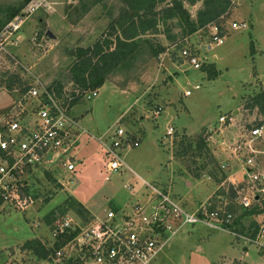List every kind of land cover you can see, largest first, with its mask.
<instances>
[{"label":"rangeland","instance_id":"1","mask_svg":"<svg viewBox=\"0 0 264 264\" xmlns=\"http://www.w3.org/2000/svg\"><path fill=\"white\" fill-rule=\"evenodd\" d=\"M167 2L158 4L156 10ZM183 4L195 21L201 1ZM127 10L121 0H0V27L24 12L18 31L0 46V124L22 98V89L36 81L45 86L59 83L66 94L81 90L70 74L77 53L104 38L110 40L108 47L114 48L115 36H121L119 17ZM161 15L157 33L142 35L129 59L112 69L101 87L91 90L95 95L89 100L82 95L74 106L73 113L86 131L70 151L75 170L62 173L51 166L28 176L26 183L36 201L25 215L7 203L0 204V264H68L54 256L38 259L24 243L30 239L51 242L45 217L52 211L54 220L77 218L75 209L59 213L68 197L90 208L92 212L80 215L88 219L123 204L130 198L124 185L139 190L141 179L166 187L190 210L211 202V207L232 213L229 232L203 223L179 228L153 264L264 261L257 244L231 233L249 236L262 220L258 213L249 212L264 206V201L250 208L240 204V194L249 193L250 185L243 162L232 152L235 142L261 122L258 109L249 104L264 89V0H231L221 19L226 35L218 44L213 43L210 25L189 33L176 18L164 22ZM233 20L246 21L248 27L232 29L229 24ZM145 39L159 43L164 51L154 55ZM184 46L196 52L201 63L209 64L206 68L213 69L215 75L194 69L181 58ZM186 90L190 95H185ZM222 114L231 121L219 122ZM167 125L174 128L171 136L165 135ZM116 127L138 136L140 144L122 151L128 168L113 172L106 180L110 174L105 173L103 143ZM201 139L205 148L199 146ZM252 145L264 152V130ZM256 160L264 169V155ZM212 221L221 225L220 220Z\"/></svg>","mask_w":264,"mask_h":264},{"label":"built area","instance_id":"2","mask_svg":"<svg viewBox=\"0 0 264 264\" xmlns=\"http://www.w3.org/2000/svg\"><path fill=\"white\" fill-rule=\"evenodd\" d=\"M23 20L24 12H21L0 27V46L3 40L18 31ZM210 26L213 29V43L218 44L226 35L224 26ZM229 26L232 29L247 28L248 23L233 20ZM179 56L192 68L201 69L203 62L189 47H182ZM73 91L76 95H85L88 100L92 98L91 95H95V91L91 90ZM184 93L190 95L191 91L186 90ZM70 100L68 94L59 96L53 88L36 81L28 86L0 124V198L2 203L11 205L16 211L24 212L36 201L26 183L28 176L35 170L49 169L51 166L52 169L60 168L62 173L75 170L74 155L70 151L76 147L80 134L86 131L73 113L74 106L70 105ZM231 119L226 114L218 117L221 123H229ZM262 132V125L252 126L232 148V152L243 162V171L249 180L250 192L240 194V204L244 208L264 201V169L256 160L262 151L252 145ZM173 134V126L167 125L165 135ZM137 137L122 127H116L109 141L103 143L107 157L105 173L110 174L106 175V180H110L113 172L128 168L122 151L139 146L140 138L138 140ZM124 187L130 192V198L123 204L104 209L102 214L94 213L88 219L80 216H60L55 219L49 225L51 242H43L52 250L51 256L65 260L68 264H153L165 242L179 228L203 223L228 230V223L232 222L231 212L211 207V202L190 210L172 197L173 194L166 187L143 179L139 190L134 189L132 184ZM263 208L261 204L260 209ZM258 214L262 220L255 234L237 236L245 242L257 244L259 252L264 254V243L261 241L264 239V211ZM212 220H220L221 225ZM56 243L59 245L56 246ZM260 264H264V261Z\"/></svg>","mask_w":264,"mask_h":264},{"label":"trees","instance_id":"3","mask_svg":"<svg viewBox=\"0 0 264 264\" xmlns=\"http://www.w3.org/2000/svg\"><path fill=\"white\" fill-rule=\"evenodd\" d=\"M121 1L128 7V10L119 17L118 23L123 22L119 24L121 36H115L114 48L110 49L108 47L110 43L108 38L96 40L92 46L79 50L77 53V60H75L70 66L72 81L81 89V91L86 89L95 90L101 87L106 80L107 74L119 64L129 59V57L138 49L142 35L147 34V32L157 33L160 13H162L161 17L164 22H166L167 19L176 18L188 28L189 33H192L197 29L205 28L210 24H215L218 28H223L221 19L227 15L231 6V0H168L167 5L163 6L160 10H156L158 4L166 2L167 0ZM199 1L202 3V8L198 10L196 20L193 21L191 20L190 14L185 8L183 2L193 5ZM131 11L133 12L132 14ZM15 13L10 15L9 20L16 15ZM169 38L173 39L174 37L169 36ZM145 42L148 44L154 55H158L165 49V47L161 46L159 43H153L149 39H145ZM208 65L202 64L201 70H207L210 76L215 75L213 69L206 68ZM49 87L53 88L57 95L60 96L63 94V87L61 84L56 83ZM24 90H26V87L22 89V91ZM68 96L71 97L69 102L70 105L75 106L79 103L82 94L76 95L72 90ZM249 107L257 108L262 115V121L264 122V89L252 98ZM199 143L200 147H206L203 139H201ZM48 177L53 180L50 176ZM1 203L2 199L0 198V204ZM62 205L63 206L59 208V213H64L68 209H75L78 216H84L89 212L73 197H68ZM261 211H264V208L253 210L249 213L255 214L260 213ZM55 215L56 214L52 211L45 217L47 225H51ZM256 229L257 226L251 231V236L255 234ZM58 245L59 243H56V246ZM24 248L31 251L38 259H47L52 253V250L48 249L39 239L27 240L24 243Z\"/></svg>","mask_w":264,"mask_h":264},{"label":"crops","instance_id":"4","mask_svg":"<svg viewBox=\"0 0 264 264\" xmlns=\"http://www.w3.org/2000/svg\"><path fill=\"white\" fill-rule=\"evenodd\" d=\"M259 112H257V114H258ZM258 116H259V120L262 122H260L261 124H259V125H262L263 126V130H264V122L262 121L263 120V118H262V116L260 115V113L258 114ZM263 133V132H262ZM262 135V134H261ZM76 147H77V145H76ZM75 147V148H76ZM262 151V150H261ZM262 155H264V152L262 151ZM81 204L88 210V211H90V212H92L91 210H90V208L89 207H87L85 204H83L82 202H81ZM31 208H29V212H31V210H30ZM26 213L24 212L23 213V215H25ZM25 217H28L27 215L25 216ZM23 218H24V216H23ZM35 230V229H34ZM228 231V230H227ZM229 232V231H228ZM231 233H233L234 234V232H231ZM236 234V236L237 235H239L238 233H235ZM237 237H239V236H237ZM238 244H239V242H237ZM244 250L246 251L247 250V248H246V246L244 247ZM223 256V255H222ZM227 257H230V256H227Z\"/></svg>","mask_w":264,"mask_h":264},{"label":"water","instance_id":"5","mask_svg":"<svg viewBox=\"0 0 264 264\" xmlns=\"http://www.w3.org/2000/svg\"><path fill=\"white\" fill-rule=\"evenodd\" d=\"M47 34L49 35V36H53V34L48 30L47 31Z\"/></svg>","mask_w":264,"mask_h":264}]
</instances>
